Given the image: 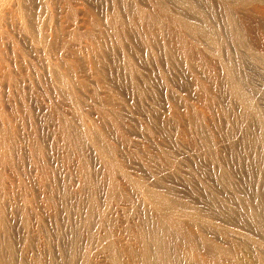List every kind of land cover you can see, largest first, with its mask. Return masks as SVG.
<instances>
[{
  "label": "rangeland",
  "instance_id": "1",
  "mask_svg": "<svg viewBox=\"0 0 264 264\" xmlns=\"http://www.w3.org/2000/svg\"><path fill=\"white\" fill-rule=\"evenodd\" d=\"M155 1L135 0L133 3L146 13L156 15L161 21V27L148 22L143 24L145 20H141L143 23L135 21L137 19L131 8L132 0H17L12 15L8 18L6 14L7 21L0 22V37H3L2 41L0 38V130L14 136L11 144H8L9 151L12 150L11 164L4 165L0 155V192H6L7 195H10V191L13 193V197L12 193L10 196L13 198L11 204L5 207V223L7 228L10 227V244L16 250L23 244L25 234L22 230L25 226L36 224L34 217L23 218V203L27 206L30 201L36 205L42 230L48 233L50 245L56 250L66 252L69 249L74 236L73 227L75 229L76 224L84 220L88 197L74 196L78 189L77 158H72V151L62 145V136L54 123L58 118H65L78 127L84 123L88 129L92 127L89 136L93 141L88 143H98V137L101 138L98 146L96 143L89 144L83 154L91 179L97 185L99 208L105 204L103 191L106 179L102 175L103 168L98 159L101 156L97 154L96 147H100V150L103 148V153L107 149L104 155H113L111 157L115 161L118 159L114 161L118 165L115 166V179L120 190L125 191L133 203L128 211L133 210L136 214H141V197L138 196H142L146 204L153 203L151 206L147 204L149 208L155 205L163 209L167 206V200L165 203L153 200V189H157L153 195H159L161 190L162 196H159L162 198L166 199L165 192L171 201L176 198V201H183L188 206L204 202L198 194L200 188L195 179V165L203 163L198 153L211 144L213 138L220 144L219 154L227 156L225 136L239 138L257 133L255 123L244 125L241 107L238 102L232 101L224 81L223 62L232 63L235 69L237 65L239 73L247 74L260 96L264 90L263 69L245 58L244 48L239 46L241 40L231 37L230 26L231 20L235 22L233 26L241 31V37L258 57L264 56V35L260 32L262 27L256 26L254 20L253 25L252 22L246 23L248 20L242 9H235L229 19L226 10L214 0H159L164 4V10L154 8ZM114 11L125 27L126 36L120 45L106 22L108 15ZM11 17L16 19L10 20ZM254 17L262 19L260 13ZM174 18L193 24L214 25V29L225 41L219 52H215L202 36L181 29L187 45L186 56L181 57L176 53L168 56L163 45L172 41V35L181 27L173 23ZM93 19L101 24L105 33L102 53L97 59L94 57L101 62L98 70L86 66L90 45L88 32L94 29ZM145 25L150 26L155 34L151 47L145 46L138 37ZM126 57L134 68V77L129 76L125 70ZM68 64L74 67L69 76L73 75L74 78H71L78 82L73 88L65 89L57 79ZM75 65L77 72L73 70ZM102 98H109L118 107L115 109L121 125L120 134L123 136L118 134L119 131L117 135L110 123H99L96 108ZM258 105L264 114V95ZM8 125H11L10 128ZM206 138L209 141H204ZM2 149L0 140V154H3ZM160 159L166 160L161 162ZM203 166L207 168L204 163ZM209 175L205 177L214 183L213 176ZM121 178L127 183H123ZM135 180L142 182L139 187H135L138 186L134 185ZM49 189H53L55 198L62 202L55 214L46 209L42 199ZM196 189L199 190L197 193ZM65 192L70 193L66 201L62 198ZM83 192L85 194L86 190ZM145 195H148L147 198L152 196V201L145 198ZM171 201H167V204L171 205ZM94 218L92 225L99 219L97 216V220ZM83 234L85 232L81 236H85ZM29 238L32 239V236ZM84 239H80V244H85Z\"/></svg>",
  "mask_w": 264,
  "mask_h": 264
},
{
  "label": "bare ground",
  "instance_id": "2",
  "mask_svg": "<svg viewBox=\"0 0 264 264\" xmlns=\"http://www.w3.org/2000/svg\"><path fill=\"white\" fill-rule=\"evenodd\" d=\"M134 1L132 0V3H130L137 19H134L135 21L145 20L143 21L144 23L142 21L141 23L145 24L148 22L154 25L161 24V21L158 20L156 15L146 13L138 7L136 3H133ZM214 1L217 5L222 6L226 10L227 17L229 19H231V13H234L235 9H242V11L246 13L245 18L248 20L246 23L254 20V24L256 26L262 27L260 32L264 35V0ZM17 4V0H0L1 23H3L2 21H4V23L7 21L5 15L7 14V17L10 14L12 15L14 5ZM131 8L128 7V9ZM154 8L164 10L165 6L161 1L157 0L154 3ZM259 13L262 15L261 20L254 17L255 14ZM13 18L14 17H11L10 20ZM15 19L16 18H14V20ZM106 22L110 28L112 36L117 41V44L120 45L121 40L126 35L125 27L116 14V11L108 15ZM174 22H176V25H181L182 28L178 26L180 30L182 29L183 31L205 38L217 53L219 52L221 45L225 42L214 29V25L193 24L181 21L178 18H174L173 23ZM243 23H245V21ZM134 24L136 23L134 22ZM137 24H139V22H137ZM231 24V37L240 38L241 43L239 46L244 48L245 58L250 60L253 64L259 65L264 72V56L258 57L256 53H254L253 49L248 47L243 37H241V31L236 30L233 26L235 22L232 23L231 20ZM146 25L145 28L143 26L144 29L138 37L145 46L151 47L152 38L155 34L153 33V29L150 27L151 24H149L150 28ZM92 26L94 29L91 28L88 32L90 45L87 51V56H89L88 59L85 60L87 61L86 66L88 69L98 70L101 62L99 59H96L97 56H100L102 53L105 33L100 27L101 24L97 20H92ZM179 28L172 35L173 40L165 42L163 45V50L168 56H171L174 53L180 55L181 57L186 56L187 45L184 35L182 34V30L180 31ZM95 30L98 31L96 32ZM2 35L4 34L2 33ZM0 38H2V41L3 37ZM54 39L56 40V38ZM1 50L2 49H0V51ZM95 56L96 59L94 58ZM223 63L224 81L229 89L232 101L238 102L241 107L244 117V125L248 126L251 123H255L258 130L253 136H241L239 138H235L234 136H225L224 141L226 143L225 148L228 154L227 156L219 154L221 149L217 140H214L213 138L212 140L210 139L212 143L210 144L208 142L209 144L207 147L203 143L206 148H204L203 151H200L201 149H199L200 153H198V155L200 156L199 160L206 164L207 168L203 166V163H198L199 161L196 160L198 158L195 159L198 163L195 165V179L197 180L195 181L198 183L200 188V191L196 189L195 193L199 191L200 193L198 194L204 202H201L202 199L199 197L198 198L201 200H197V202L201 203H196L193 206H188L185 202H180V200L176 201V198L175 201L172 200V202L169 199V196L167 197L168 194H165L164 191L166 199L161 197V190L159 191V195L161 196L157 194L153 195V191L155 189L151 190L147 187L152 191L151 194L153 196V200L155 199L158 201L156 203L163 201V203H165L167 200L171 201V205H168L167 203L169 202L166 201L165 204L167 206H164L163 204V209H160V207L158 209L154 207L155 205L149 208L145 199H142V196H138L141 197L139 199V202L141 203L139 205L141 208V214H136L133 210L128 211L133 207V203L131 202L128 194L125 193V191L120 190L118 182L115 179V177H117V170H115V166L118 165H116V163L114 164L115 159L114 157H111L113 155L110 156L108 154L106 156L104 155V153H106L105 151H107L105 147L104 148L106 150L104 149L105 151L103 153V148L100 150V147L97 148L95 146L97 154H99V157L101 156L98 159L103 168L102 175L106 179V185L103 191V200H105V204L103 208H99L100 206L96 195L97 185L92 181L88 165L83 159V154L89 147L88 145L93 144L92 142V144L88 143L89 141H93L91 140V136H89V130L92 128L91 126L93 124L90 125L89 127L91 128L88 129L86 127L87 125L85 126V123L81 121V119L80 121L83 122L84 125L79 124L81 127H78L77 125H74L73 122H69L65 118H55L57 121H54V123L56 122V130L59 135L62 136L63 147L72 151V158H77L76 162L79 175L77 177L78 179H76L78 180V189L76 190L74 196L75 198L81 196L83 197V195L88 197L86 199V210L84 211L82 209L85 212V215L83 216L84 220L79 221L80 223L79 225L76 224L77 227H75V229L73 227L72 234L74 236L69 244V249L66 252L56 250L50 245L48 233H44L42 230V221L36 205L30 203V201L27 202L29 204L26 203L27 206L23 203V218L28 219V216L34 217L36 224L34 223V226H32V224L31 226H25L24 230H22L25 234L23 235V244L16 250L10 244L11 240L9 234L11 232L9 233L8 231L10 227L7 228L5 223V219H7L5 216V207L12 202L11 200L13 198H10L12 192L10 191V195H7L6 192H0V264H264V114L258 105L260 98L264 95V90L259 96L256 88L251 85L247 74L239 73L237 71V65L235 69L232 63L226 61ZM69 66L70 65L68 64V67L62 70L63 72L65 70L66 71L64 73L62 72V74L60 73L61 76H58L57 79L59 80V84H63L65 89H69L71 87L73 88V85H77L78 82L77 79H72L74 78L72 77L73 75H71L72 78L69 76V74L72 73V68H74L71 67L72 65L70 67ZM75 67L76 68L73 70L77 72V66L75 65ZM125 70L129 76L134 77V68L127 57L125 60ZM80 84L82 83H79L78 85ZM70 97L72 99V96ZM66 100L68 99L66 98ZM115 108L118 109L116 104H114L109 98H102L96 108L99 114V123H110L112 127L115 128L116 134L119 131L118 134L123 136L120 134L119 128L121 125H119L120 121L117 116L118 112H116ZM52 112L54 113V111ZM15 115L13 117H15ZM52 118L54 120L53 116ZM0 121H2V119ZM5 126L6 125H4V127ZM9 126L11 125H8L7 127ZM2 130H0V140L3 148V154H0L2 155L1 161H3V164H9L12 150L9 151L10 148L8 146L13 141L12 138H14V136H11L7 131ZM6 130H8V128ZM99 137L98 139L100 142L101 138ZM206 139H204V141H209L208 138ZM99 142L96 143L95 141L97 146L100 144ZM200 142L202 144V141ZM200 142L198 144H200ZM101 145L105 146L103 143ZM198 146L200 147L201 145ZM92 147L93 146H91V148ZM110 149L112 150V148ZM111 152L115 153L114 150ZM161 156L162 155H160V157ZM164 158L165 157L163 156L162 159ZM162 159H160L161 162L166 160L162 161ZM205 174H210L209 176L212 175L214 183H210L208 177H205ZM125 176H127V174H125ZM121 180L123 183L126 182H124L122 178ZM137 180H135L134 185L137 184L138 186L135 187H139V184L142 183ZM132 185L133 183L131 186ZM82 189L83 191L86 190L85 194L83 191V193L80 191ZM137 189L134 190L137 191ZM139 190L141 191L140 188ZM143 190H146L145 187ZM155 191H157V189ZM66 192L63 193L62 196L65 201L69 198L68 195H70V193L66 194ZM147 193H149V190ZM54 194V190L49 189L42 199L46 209L55 214L58 206H60L62 202L60 199H56V194ZM147 196L145 198H147ZM152 196L151 198L148 197L151 201ZM11 197H13V193ZM55 199L57 200V204ZM23 200L25 201V199ZM78 210L76 209V211ZM93 215H96L99 219L96 224L94 222L92 225V219L95 217L94 219L97 220L96 216ZM23 220L25 221L26 219ZM83 232H85V234H83L85 236H81ZM31 236L32 239L29 238ZM81 238L84 239V245L80 244V241H82L80 240ZM93 243H95V245L92 247L91 244Z\"/></svg>",
  "mask_w": 264,
  "mask_h": 264
}]
</instances>
